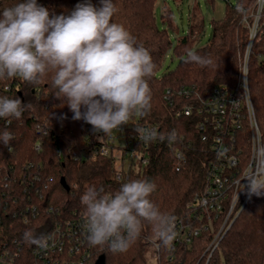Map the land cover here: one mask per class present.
I'll return each instance as SVG.
<instances>
[{"label":"trees","instance_id":"trees-1","mask_svg":"<svg viewBox=\"0 0 264 264\" xmlns=\"http://www.w3.org/2000/svg\"><path fill=\"white\" fill-rule=\"evenodd\" d=\"M19 2L22 0H0V13ZM83 2L37 0L38 5L49 10L50 17L67 15ZM157 2L113 0L116 12L112 22L123 25L137 45L149 51L155 64L153 76L146 78L151 89V109L143 117L134 115L130 121L134 127L130 126L127 131L135 130V124L142 123L155 126L158 132L175 130L177 133L174 143L159 140L147 143L149 164L131 170L128 179L119 181L112 157L97 154L93 143L98 141L99 133L83 120L73 119V112L53 85V73L49 72L35 85L18 78L0 79V97H19L29 105L20 120L0 118V132L7 129L15 137L8 145L0 142V255L6 249L16 252L11 264H35L32 252L36 245L24 241L25 231L45 235L59 221L85 212L81 197L89 187H102L106 193H114L123 183L145 179L155 184L149 200L161 212L172 216L174 221L192 215L187 204L205 188L213 150L210 139L204 138L198 126V115L176 113L191 100L175 96L176 105L171 106L165 93L168 88L195 85L206 98L217 85L236 86L249 36L242 18L253 11L255 0L228 3L223 18L213 21L209 43L196 48L193 34L198 29L202 33L204 24L192 23L189 34L173 43L168 31L158 22ZM91 3L100 7V0H91ZM161 20L172 24L169 8L164 7ZM171 49L180 61L175 69L160 76L163 61ZM189 51L208 58L211 63L201 66L187 62ZM6 85L11 87L5 89ZM249 87L264 143V34L253 44ZM37 124L47 128V134L38 131ZM244 148L247 155V136ZM72 150L80 155L78 160L72 156ZM178 150L184 151L187 157L180 170H177ZM63 177L69 190L61 183ZM32 205H36L35 217ZM28 214L32 217L30 223L24 220ZM212 237L211 231H204L189 245L176 243L174 239L165 245L157 238L153 226L145 221L140 236L126 251L112 252L106 246H95L85 264H95L101 254L106 255L107 264H149L146 249L153 245L152 240L160 244L159 250L154 248L155 264H264V194L252 195L212 256H202Z\"/></svg>","mask_w":264,"mask_h":264},{"label":"clouds","instance_id":"clouds-1","mask_svg":"<svg viewBox=\"0 0 264 264\" xmlns=\"http://www.w3.org/2000/svg\"><path fill=\"white\" fill-rule=\"evenodd\" d=\"M116 12L113 0L78 3L69 14L53 15L37 0H22L0 13V79L18 78L38 84L49 72L52 82L73 112L95 133L110 134L126 125L135 115L143 117L151 109V89L146 78L154 74L149 51L137 45L123 25L112 22ZM187 62L201 66L211 61L189 51ZM19 97H0V118L20 120L28 108ZM84 109L83 111L81 109ZM144 143L177 140L169 133L136 127ZM15 139L5 129L0 142ZM249 197L264 194V178H245ZM155 184L145 179L130 180L112 193L89 187L81 197L85 206L83 228L90 246H106L124 252L140 236L147 221L165 245L175 237L174 218L163 213L150 200ZM26 243L48 246L49 236L25 231Z\"/></svg>","mask_w":264,"mask_h":264},{"label":"built area","instance_id":"built-area-1","mask_svg":"<svg viewBox=\"0 0 264 264\" xmlns=\"http://www.w3.org/2000/svg\"><path fill=\"white\" fill-rule=\"evenodd\" d=\"M242 22L247 26L249 36L235 87L217 85L206 98L199 94L195 85L168 88L165 93V99L171 106L176 105L175 96L191 100L189 104L178 108L176 113L178 116L196 113L204 138L207 137L211 142L213 159L206 175L205 188L188 202L187 206L192 211L190 218L175 220L173 226L174 241L187 245L204 231H211L213 237L202 255L208 258L251 198L247 188L241 191L242 185L247 183L245 178H264V143L249 87V61L253 44L264 34V0H255L253 11L245 13ZM10 87L6 85L5 89ZM130 121L108 135L99 133L97 142H89L94 144L97 154L112 157L119 181L128 179L131 170L147 166L150 161L147 143L138 139L135 130L127 131L130 126L134 127ZM135 125L157 129L142 123ZM36 128L43 134L48 132L40 124ZM246 136L249 142L247 155L244 148ZM39 148L37 144L36 149ZM71 153L76 160L80 158L76 150ZM176 157L177 170H180L187 162V157L182 150L177 151ZM31 209L35 217L36 205H32ZM84 219L85 212H82L59 221L45 234L50 237L48 246L34 247L32 253L35 264H85L92 254L93 246L86 240ZM24 220L30 223L32 217L25 215ZM152 244L156 250L160 249L156 240H152ZM14 254L16 252L6 249L0 255V264L13 263Z\"/></svg>","mask_w":264,"mask_h":264},{"label":"rangeland","instance_id":"rangeland-1","mask_svg":"<svg viewBox=\"0 0 264 264\" xmlns=\"http://www.w3.org/2000/svg\"><path fill=\"white\" fill-rule=\"evenodd\" d=\"M237 0H158L156 6L157 19L159 24L165 28L173 43H176L179 37L189 34L191 24L198 21L204 24L203 32L199 29L193 34L195 39L194 47L206 46L213 34V21L223 18L228 3L235 4ZM167 7L172 12V24L163 22L161 14ZM180 61L179 55L169 50L163 61V66L159 75L173 70ZM149 257V264L156 263V253L153 245L146 249Z\"/></svg>","mask_w":264,"mask_h":264},{"label":"water","instance_id":"water-1","mask_svg":"<svg viewBox=\"0 0 264 264\" xmlns=\"http://www.w3.org/2000/svg\"><path fill=\"white\" fill-rule=\"evenodd\" d=\"M61 183H62V185H63L67 190L70 189V186L68 185V183H67V181H66V179H65L64 177L61 179ZM95 264H107V262H106V255H105V254H101V255L97 258Z\"/></svg>","mask_w":264,"mask_h":264}]
</instances>
